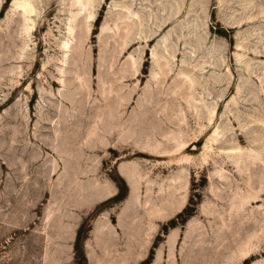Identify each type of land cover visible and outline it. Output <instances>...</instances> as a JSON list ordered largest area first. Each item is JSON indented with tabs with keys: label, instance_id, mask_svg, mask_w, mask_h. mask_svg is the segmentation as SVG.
Instances as JSON below:
<instances>
[{
	"label": "rangeland",
	"instance_id": "374dc122",
	"mask_svg": "<svg viewBox=\"0 0 264 264\" xmlns=\"http://www.w3.org/2000/svg\"><path fill=\"white\" fill-rule=\"evenodd\" d=\"M0 264H264V0H0Z\"/></svg>",
	"mask_w": 264,
	"mask_h": 264
}]
</instances>
